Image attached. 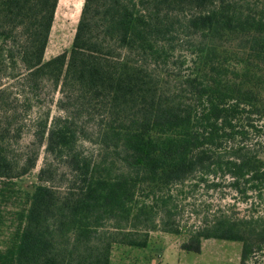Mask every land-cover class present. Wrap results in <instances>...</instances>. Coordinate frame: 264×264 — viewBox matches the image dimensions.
Listing matches in <instances>:
<instances>
[{
	"label": "trees",
	"instance_id": "1",
	"mask_svg": "<svg viewBox=\"0 0 264 264\" xmlns=\"http://www.w3.org/2000/svg\"><path fill=\"white\" fill-rule=\"evenodd\" d=\"M57 3L0 0V264H109L114 244L184 236L171 189L186 182L263 199L264 0H82L45 59ZM46 85L58 112L17 148L19 106ZM213 238L257 264L264 214L218 215L180 248Z\"/></svg>",
	"mask_w": 264,
	"mask_h": 264
},
{
	"label": "rangeland",
	"instance_id": "2",
	"mask_svg": "<svg viewBox=\"0 0 264 264\" xmlns=\"http://www.w3.org/2000/svg\"><path fill=\"white\" fill-rule=\"evenodd\" d=\"M82 0H58L52 27L49 33L48 44L45 49V59H49L71 45L75 27L79 19ZM264 99V90L261 92ZM59 93L50 85H46L39 94L38 102L33 101L31 109L25 105L19 106L21 112L20 122L23 125L21 139L16 147H24L33 138L35 121L45 116L49 111L55 115L58 111L55 103ZM33 124V126H32ZM43 148L35 167L31 172L22 176L15 182L24 187L35 181V175L44 161ZM261 155L264 157V151ZM186 182L184 185L173 187L171 193L175 196L176 204L174 219L180 230H185L184 236L162 232L160 230L148 232V242L145 247L114 244L110 253L109 264H239L241 243L223 239H206L201 242L198 253L185 251L180 248V243L187 235L210 222L214 217L226 213L238 218H248L253 215L264 214L263 199L250 198L244 201L227 187V178L221 181L220 186L206 187L205 185L193 186ZM7 206L6 209H12ZM8 213H6L7 215ZM9 224V221L6 222ZM9 226V225H8ZM6 226L5 234L13 227ZM257 264H264V257L258 256Z\"/></svg>",
	"mask_w": 264,
	"mask_h": 264
},
{
	"label": "crops",
	"instance_id": "3",
	"mask_svg": "<svg viewBox=\"0 0 264 264\" xmlns=\"http://www.w3.org/2000/svg\"><path fill=\"white\" fill-rule=\"evenodd\" d=\"M205 240H206V239H205ZM205 240H202V242L205 241ZM200 250H201V249H200Z\"/></svg>",
	"mask_w": 264,
	"mask_h": 264
}]
</instances>
